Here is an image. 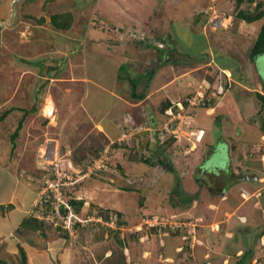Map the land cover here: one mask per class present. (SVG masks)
Wrapping results in <instances>:
<instances>
[{
    "label": "rangeland",
    "instance_id": "obj_1",
    "mask_svg": "<svg viewBox=\"0 0 264 264\" xmlns=\"http://www.w3.org/2000/svg\"><path fill=\"white\" fill-rule=\"evenodd\" d=\"M13 1L0 0V23L3 24L0 28V116L18 107H25L24 111L28 112L20 114L14 110L0 122V164L4 171L38 193L45 187V180L54 179L51 166L44 161L47 152L56 151L63 159H70L74 166L86 168L90 160L103 156L108 145L103 136L83 127L79 117L62 110L71 95L82 92L83 87L75 85L79 73L75 66L79 56L72 54L73 51L84 52V57L88 58L94 30L103 31L95 43L104 49L107 45L117 46L139 40L142 37L137 35L142 32L127 29V25L131 18L144 11L146 14L142 17L148 16L152 22L146 26L161 28L165 24L161 38H167L172 28L171 33L176 40L172 49L181 60L194 62V59L205 56L207 64L212 58L213 63L209 66L203 65L202 60L197 61L201 63L195 67L199 70L191 74L195 80H191L188 89L191 96L197 90L208 91L209 87L212 93H216L219 85L224 90L221 95L214 96L208 91L212 106L216 108L211 116L205 115L204 108L189 114L194 115L192 119L196 127L205 132L203 144L214 139L220 143L214 156H207L208 147L199 145L187 152L192 143L197 142L194 131L192 135L182 133L181 129L179 144L174 146L166 144V138L160 142L158 130L145 132L143 128L130 134L123 131L112 143L113 146L116 144L115 149L107 151L102 164L104 167L90 173L82 182L87 186L94 177L100 187L97 196L100 204H92L80 194L81 185L65 188V201L79 197L83 202L79 212L74 211L83 221L74 237L70 238L64 232L57 233L48 222H45L43 231L18 233L16 230L6 240L0 239V264H21L19 249L24 250L25 244L38 246L37 242L44 254H49L46 252L48 249L57 256L65 254L64 264H127L128 260L130 264H167L168 257L175 258L177 254L181 255L175 258V264H197V261L204 264L202 256L196 261L189 257L195 250H201L202 243L201 251L210 253V257L206 255L207 260L210 258L219 264L228 253L227 249L230 251L232 242L224 239L222 224H218L219 231L211 224L226 220L224 212L227 211L231 213L227 216L230 218V221L226 220L228 225L234 230L248 226L249 240L254 245L253 249H258L260 232L264 233V189L259 182L264 177V138L260 132L264 107L260 106L256 94H264V72L263 75L258 73L249 54L264 24V15L250 24L237 20L235 15L247 7L249 0H19L16 6H13ZM260 1L253 0L250 11ZM137 2L144 10L138 7ZM12 13L15 15L11 18ZM58 13L72 14L71 28L74 31L61 32L51 26L50 16ZM178 13H185L182 17L184 20L189 18V26L184 24ZM41 18L44 22L39 23ZM212 24L220 27L212 28ZM203 27L206 28L205 38ZM82 29V34L78 33ZM197 31L199 33H195ZM109 35L114 45L108 42ZM70 44L74 50L72 46V49L65 48ZM217 62L220 66L230 67L228 76L223 67L216 66ZM133 64H136L133 59L127 60L124 72L127 71L129 80L133 79L131 81L138 84L139 76L131 75ZM209 80H212L213 87ZM131 88L130 85V92ZM44 97L57 101L47 99L54 106L51 116L43 112ZM31 103H35L33 108ZM184 113L182 119L191 127V117L184 116ZM24 115L25 120L13 145L10 137ZM160 121L159 116L157 122ZM116 125L123 126V129L136 128L129 116H123ZM141 134L145 135L142 138L137 136ZM147 141L148 148L144 146ZM51 159L47 157V160ZM145 159L151 162L150 165L144 164ZM242 173L259 178L237 181L235 176ZM178 176L185 178L175 189ZM221 197H226V201H221ZM256 199L258 205L253 203ZM106 211L121 214L123 227H119L120 232L116 231L117 222H106L98 216ZM239 216L246 219L245 225L238 223L236 218ZM238 230L234 233L241 237ZM205 235H212L210 239L218 240L216 245L225 249L211 247V241L210 246L203 243L201 237ZM171 238L173 242L168 246ZM118 239L124 241L123 247ZM13 240L21 243L13 244ZM167 248L173 251L170 256ZM177 250L184 253L176 254ZM261 252H264L262 246ZM184 254H187V259H180ZM250 257L245 264H253L254 258L255 264H261L262 253H257L256 257L251 253ZM56 260V264H62L59 258ZM233 263L230 258L228 264Z\"/></svg>",
    "mask_w": 264,
    "mask_h": 264
},
{
    "label": "crops",
    "instance_id": "obj_2",
    "mask_svg": "<svg viewBox=\"0 0 264 264\" xmlns=\"http://www.w3.org/2000/svg\"><path fill=\"white\" fill-rule=\"evenodd\" d=\"M204 1H207V0H199V2H204ZM178 2H181V1L178 0ZM138 3L139 2H137V4ZM138 7L142 9L144 8L143 6L139 4H138ZM144 14L146 13H144L143 11V13L140 16L133 15V17L134 16L135 17L131 18L130 20L131 23H128L127 25V29H132V30L142 32L143 35L142 34L137 35L138 37L140 36L142 37L139 40H134L132 42L127 41V43H123L117 46L107 45L106 49H104L105 47L100 48V46L95 43V41L99 39V36L103 34V31L94 30L91 34L92 43L88 47L89 48L88 58L87 56L84 57V52L80 54V53L73 51V54H72L75 56L76 55L79 56L76 59V62H78V65L75 66L77 72H79L76 78L77 81L75 82L77 84L75 85L76 86L78 85V87H81V88L83 87L82 88L83 93L81 92L75 95H71L69 98L67 97L68 100H66L65 102L67 104L64 108H62V110L65 111L66 113L73 114L77 118L79 117L78 120L79 121L82 120L80 124L83 127L84 126L89 127V129L87 128L89 131H95L97 134H100L101 136H103V138L108 143L103 153L105 151H109V149L113 151V149L110 148V146L115 140L118 139L117 137L119 135L123 134L122 133L123 131L130 134L133 131L141 130L143 128L144 130L142 131H145V132L146 130L157 131L161 129L163 124H165V122L168 119V115L166 114V111H168L169 109H173L174 112H178V109L177 111L175 110V107L177 108V104L182 103V105L185 108L184 112H186V114L184 113L185 114L184 116L191 117L190 122L192 123V126L189 128H187L186 126H181V129L183 131L182 133H186L190 131L192 132L194 131L196 133H199L200 131L204 132L203 129L197 128L196 125L194 124V121L192 119L193 118L192 116L194 115L193 114L192 116L189 115L192 111L196 109L204 108L205 115L207 116H211L212 115L211 113H214V110L216 111V108L215 107L213 108V106H210V105L191 107L190 104L188 103L189 99L196 96L197 93L202 94V95L204 94L206 97L210 96L208 94L209 92H211L209 90L210 87L208 88L209 92L207 90L206 91L197 90L194 96H191L188 93V89L190 85L192 84L191 80L195 81L194 77H192L191 74L197 70L195 69V67L199 66L198 63H201L197 61L202 60L203 65L204 63L206 64V61L204 62L205 56L200 57L198 59H194L193 60L194 62H189L187 60L185 61L184 58L181 60L180 56L175 54L172 49L173 43L176 44V40L174 41L173 34L171 33L172 28L167 38H161L164 35L163 30H164L165 24H162L161 28L160 27L157 28L156 26H154L155 27L154 28L153 25L148 27L146 25L149 23L151 24L152 22L150 19H148L147 15H146L147 18L142 17V15ZM178 14L180 17H182V15H185V13H178ZM184 19L185 18H183L184 24L186 23L187 26H189L190 25L189 18L187 20H184ZM172 22L174 23L175 21H172ZM173 23H172V26H173ZM71 27L65 32L68 33L69 31H74L72 30ZM78 27H77V30H78ZM205 29L206 28L203 27L204 32L203 34L201 33L204 36V38L206 37ZM210 30L212 29H208V31ZM61 32H64V31H61ZM82 32H83V29L78 31V33L80 34H82ZM195 33H199V31ZM107 38H108V42L113 43V39L110 35ZM164 43H166V45H164ZM206 44L208 43L206 42ZM112 45H114V43ZM71 46L72 45L70 44L69 46H65V48L67 47L71 48ZM207 46H206V50H207ZM73 47L74 46H72V48ZM72 50H74V48ZM80 56L82 57L81 59H80ZM130 59H133V63H136V64H133V67L131 69V75L139 76L140 81L138 84H136L135 81H131L133 79L129 80L130 77L127 76V71L124 72L125 67H126L125 64L127 63V60H130ZM212 63H213V60L211 58L208 60V63L206 65L209 66ZM217 64L218 65L215 64L217 67L218 66L223 67V71L228 70L230 68L228 66H220L218 62ZM87 65L89 68L87 67ZM190 68H192L194 71H191ZM129 81L135 82L136 87H135L134 94H136V96L138 97H134V94L130 92ZM204 81L205 80H203L202 82L204 83ZM206 82L208 81L206 80ZM128 86H129V91H128ZM204 88H205V85H204ZM41 97L40 99H42ZM47 99H51V98L44 97L43 99L44 103L47 102ZM81 100L82 102L80 103ZM51 101H54L55 103H57V101H55L54 99H51ZM165 101H168L171 104V106L168 109H166L164 114H162L159 108ZM181 101L186 102V105ZM211 102L212 100H210L209 102H205V103H211ZM31 105H32L31 108H33L35 106V103L33 104L31 103ZM51 105L53 107L52 112L54 113L53 102H51ZM14 109L17 110L18 112L20 111L19 112L20 114H24L25 112H28V111H24L25 107L23 108L18 107ZM123 116H129L131 119V122L135 124L136 128L130 127L129 129H125V128L123 129V126L119 127L118 125H116L118 120L123 119ZM159 116L161 117V121L158 123L157 121H158ZM138 120L141 121V123H139ZM135 134L136 132L133 133V135ZM145 134H141L142 136L141 135H137V136H140V138H142ZM204 138H205V132L203 134L201 142L197 141L196 143H192V145L190 146L191 147L190 150H187V152L193 151L199 145L201 148L208 147V150L210 151L208 152L207 156H214L217 150L216 148H218V151H219L220 143L218 141L215 142V139H214V141L210 140V141H207V143L203 144ZM172 140L173 141L171 142V146L179 144L177 140L173 138ZM184 143L186 142L184 141ZM146 144H148V141L146 142ZM146 144L144 145L145 147H146ZM148 147L149 145L147 146V148ZM220 152L224 153L223 150H220ZM66 159L68 160V158ZM242 174H239V176H246L249 173H242ZM157 177L160 180H162V176L160 174H158ZM181 177L182 176H178V181L176 184L178 185V187H179V183L182 182L185 178V177H182L181 179ZM251 177L253 179L259 178L258 176H255V177L251 176ZM93 178L94 177L91 178V183L87 184V186L84 183L79 184L81 185L79 187L80 189L79 193L83 194L92 204L95 203V205L96 204L98 205L100 204V202H99V197L97 196H98V189L100 187H98L99 185L97 184V181L93 180ZM244 181L248 182L249 180H244ZM259 182L262 184V190H263L264 189V184H263L264 177H262L259 180ZM38 194L39 193L36 192V190H32L28 185L20 183L17 180V178H15L14 175H12L11 173L8 174L7 171H4L2 165L0 164V211H2V213L0 212V237H1L0 239L6 240V238L9 235H12L11 233L15 232L19 228L21 222L25 218H28L30 216L31 211L36 204V201L38 198L37 196H39ZM242 196H243L242 199H244L245 196L244 195ZM221 201H226V197L225 198L221 197ZM84 203L86 204V202ZM253 203L258 205L259 204L258 199H256ZM193 204H194L193 207H195L196 205L195 199L193 200ZM197 204H198V201H197ZM200 204L201 203L199 202L198 207H200ZM2 206L4 207V209H1ZM7 206H11V207L9 208ZM214 207L216 208V205L213 204L212 208L215 209ZM228 212L229 211L224 212V218L226 220L228 219L227 216L231 214ZM185 213L187 214L189 212L186 211ZM239 217L236 218L238 223L241 225H245L238 220ZM226 220H223L222 222L217 221L215 223H212L211 226H213L214 229L216 228V231H219L218 224H222L221 228L225 230V232H223L224 239L226 238L228 242L230 241L232 242L229 247L230 251L232 252L234 251L237 257L242 256L243 252H245L247 248L250 247V243H251L248 237V232H249L248 226L247 227L246 225L245 227L242 226L240 227L239 230L236 228V230H238V233L241 234V237L240 236L237 237V235H235L234 233V231L236 230L232 229V227L228 225L229 223H227ZM228 221H230V218L228 219ZM205 226L206 225H204V227ZM198 227H201V226H198ZM201 231L202 230H200V232ZM213 233L215 234V230L212 232V235H214ZM212 235H208L209 237H206V235L202 236L201 239L203 243L207 242L208 245L210 246L209 242L211 241V247L214 245V247H216L218 250L225 249L223 247H219L218 246L219 244L216 245L217 243H219L218 240L216 242L215 240H213L212 237L211 238L213 241L210 239V236ZM260 238L261 240L262 238H264L261 232H260ZM171 240L172 238L168 241V246H170L169 245L170 242H173ZM261 240H260V243L258 244L260 246L258 249L256 248L253 249L254 245L252 246V254L255 257L257 253H262L263 255V252H261V242H262ZM16 242H20V241L13 240L12 243L14 244ZM37 244L38 246L30 245V244H25V245L22 244L24 247L23 251L26 256L27 264H56L57 262L56 259L58 258L60 260V263L62 264L65 263V258H66L65 254L57 256V254L51 253L49 251L48 248H50L51 250L50 243H49V247L47 248L48 250L46 251V252H49V254H44V251H41L39 249V242H37ZM201 244H200L201 248L199 249L203 250ZM177 246L179 247L178 244ZM177 246L175 247L176 249L178 248ZM201 250L199 252L195 250V253L193 252V254L190 256H189L190 254L189 252L188 256L191 257L195 261H196V258H198L199 256L200 257L202 256L205 259L203 261L204 264H215L214 260H210V258L209 260H207L208 258H206V255L209 256L210 253H208V251L202 252ZM167 251L169 254L168 256H170L173 253V251H171L169 248H167ZM227 251H229V249H227ZM177 253H184V252L182 250L181 252H178L177 250L176 254ZM185 253H187L186 250H185ZM180 255L177 254L175 258L180 257ZM229 255L227 253L226 256H224L223 261H220L219 264H228ZM186 256L187 254H184V258L181 257L180 259H187ZM175 258L168 257L167 260H169V262H167V264H171V262L175 264ZM127 262L130 263L129 260ZM255 262H256V259L254 258L253 264H255ZM183 264H187V263H183ZM197 264H198V261H197Z\"/></svg>",
    "mask_w": 264,
    "mask_h": 264
},
{
    "label": "built area",
    "instance_id": "obj_3",
    "mask_svg": "<svg viewBox=\"0 0 264 264\" xmlns=\"http://www.w3.org/2000/svg\"><path fill=\"white\" fill-rule=\"evenodd\" d=\"M264 2V0H261ZM253 4V3H252ZM254 8L257 6L255 3ZM252 6V5H251ZM264 10V6L262 9ZM213 23V22H212ZM216 25V24H215ZM212 24V28H219V25ZM216 93L211 94L214 96L215 94L221 95L223 93V86L219 85L216 88ZM211 96L206 97L204 94L197 93L196 96L189 99V104L191 107L202 106L205 102L210 101ZM178 112H174L173 109H169L166 111L168 115V119L163 124L161 129H159V139L162 142L163 139H168L172 137L175 140H179V134H181V126H187V123L182 119V112L185 111L182 103L177 104ZM184 117V116H183ZM189 134H194L192 131ZM203 135V131L199 133H195L196 140L200 141ZM158 137V136H157ZM45 153L42 155L45 156ZM107 151L103 153L101 158L97 160H90V164H87L86 168H81L79 166H74L73 163L68 159H63L58 155V152H47V156H45L46 165L51 166V170L53 171V180H45V187L41 189L39 196L37 198L36 204L33 207L30 214H33L39 220L48 222L54 228L59 227L64 232H66L70 238L74 237L77 226L82 225L83 221H81L74 212V209L67 201H65L64 196L66 194V189L68 186L76 187L81 184L86 177L90 176V173L100 170L103 168V162L106 160ZM52 157L49 161L47 157ZM76 200H80L79 197L75 198ZM114 220V221H113ZM239 220L243 222L245 219L243 217H239ZM110 221L115 223V215L110 214ZM109 222V221H108ZM264 237V236H263ZM261 246L264 247V238L261 240ZM262 264H264V252L262 255Z\"/></svg>",
    "mask_w": 264,
    "mask_h": 264
},
{
    "label": "trees",
    "instance_id": "obj_4",
    "mask_svg": "<svg viewBox=\"0 0 264 264\" xmlns=\"http://www.w3.org/2000/svg\"><path fill=\"white\" fill-rule=\"evenodd\" d=\"M240 1V0H239ZM253 3V0H249L247 2V7L244 8L243 10L239 11L235 16L236 19L239 21H243L245 23H252L254 21L260 20L263 15H264V10H260L263 8L264 6V2L260 1L259 3H257V6L253 9V11H250V7ZM72 14L71 13H64V14H53L50 16V24L51 26L57 30V31H67L68 29H70L71 27V22H72ZM44 22V18H41L39 20V23ZM137 38V36H136ZM164 45H166V43H164ZM264 53V24L260 27L259 32L257 33L254 43L250 49V54H249V58L250 60L253 62V58L257 55L263 54ZM35 64L37 65L38 62H35ZM228 71L229 70H225L224 73L228 76ZM230 72V71H229ZM210 84H212V80H209ZM130 85H131V89H132V94L135 93V84L131 81H129ZM214 84H212L213 87ZM209 90L211 91V87L209 88ZM134 97H138L136 96V94H134ZM256 98L260 103L261 107H264V94H256ZM186 105V102H183ZM213 102L210 103H204L203 105H211L212 106ZM171 106V104L168 101L163 102V104L161 105L160 112L162 114H164V112L166 111V109H168ZM178 108L175 107V110L177 111ZM15 109H9L7 111H5L1 116H0V122H2L5 117L10 114L11 112H13ZM26 113V112H25ZM24 113V114H25ZM25 120V115L19 120L13 134L11 135L10 139L11 142L14 144L15 139L18 137L19 132L22 128L23 122ZM260 132L262 134V136H264V121L262 122L261 126H260ZM157 135V133H156ZM158 139V138H157ZM170 140V141H168ZM167 142H165L166 144H171V142L173 141L172 138H168L166 139ZM163 143V142H162ZM149 145L146 144V148ZM166 146V145H164ZM116 144L113 146L112 145V149H115ZM144 164H148L150 165V161L148 159H145ZM88 164H90V162H88ZM178 185L175 186V189H178ZM129 190V189H128ZM186 196L183 197V199H185ZM182 199V200H183ZM69 205H71L74 209L75 212H79L80 208L83 206V202L81 200H76L75 198H70L68 201ZM7 207H11V206H7ZM1 209H4L3 206L1 207ZM110 214L115 215V224L117 222V224L119 226H117L118 228H116V231L120 232V228L123 225V221L121 220V214H116V213H112L110 211H106L104 212V214L98 215L102 220L108 222L110 221ZM46 225L45 221L39 220L36 217L33 216V214H30V216L28 218H25L19 228L17 229L18 233H23V232H38V231H43L44 226ZM50 225V224H49ZM52 226V225H51ZM78 227V226H77ZM123 227V226H122ZM54 228V227H53ZM54 230H57V233H61L64 232L62 229H60L59 227L54 228ZM43 233V232H42ZM66 233V232H64ZM44 236V234H42ZM252 239V238H251ZM118 243L120 245H122L121 247L124 246V241L121 239H118ZM252 246L253 244L250 243V247L247 248V250L245 252H243L242 256L237 257L236 254L234 253V251H228V255H229V259L232 258L234 260L233 264H245L246 261L249 259L250 260V256L252 253ZM20 255H21V264H26V256L25 253L23 251L22 248L19 249ZM127 264H130L127 262Z\"/></svg>",
    "mask_w": 264,
    "mask_h": 264
},
{
    "label": "water",
    "instance_id": "obj_5",
    "mask_svg": "<svg viewBox=\"0 0 264 264\" xmlns=\"http://www.w3.org/2000/svg\"><path fill=\"white\" fill-rule=\"evenodd\" d=\"M18 2H19V0H14L13 3H12L13 6H16L18 4ZM11 15H12L11 16V18H12L15 14L12 13ZM2 26H3V24L0 23V28ZM255 63H256V69H257L258 73L260 74L262 71L264 72V55H261V57H259V59H256ZM261 75H263V74H261ZM235 178L237 180H239V181H242V180H251V176H249V175H246V176H235Z\"/></svg>",
    "mask_w": 264,
    "mask_h": 264
},
{
    "label": "bare ground",
    "instance_id": "obj_6",
    "mask_svg": "<svg viewBox=\"0 0 264 264\" xmlns=\"http://www.w3.org/2000/svg\"><path fill=\"white\" fill-rule=\"evenodd\" d=\"M52 108L51 102L47 101L45 103V107L43 108V112L46 114V116H51Z\"/></svg>",
    "mask_w": 264,
    "mask_h": 264
},
{
    "label": "flooded vegetation",
    "instance_id": "obj_7",
    "mask_svg": "<svg viewBox=\"0 0 264 264\" xmlns=\"http://www.w3.org/2000/svg\"><path fill=\"white\" fill-rule=\"evenodd\" d=\"M261 55H262V54L255 56V57L253 58V62L255 63L256 59H259V57H261ZM255 65H256V63H255ZM261 74H263V73H261Z\"/></svg>",
    "mask_w": 264,
    "mask_h": 264
},
{
    "label": "clouds",
    "instance_id": "obj_8",
    "mask_svg": "<svg viewBox=\"0 0 264 264\" xmlns=\"http://www.w3.org/2000/svg\"><path fill=\"white\" fill-rule=\"evenodd\" d=\"M203 134H204V132H203ZM202 137H203V135H202ZM202 139V138H201ZM245 219V218H244ZM239 220V219H238ZM240 221V220H239ZM241 222V221H240ZM246 222V219L243 221V222H241V223H245ZM263 236H264V233H263Z\"/></svg>",
    "mask_w": 264,
    "mask_h": 264
}]
</instances>
